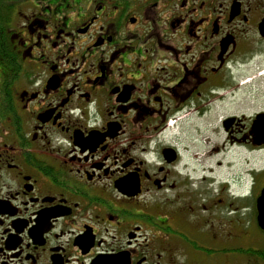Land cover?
Wrapping results in <instances>:
<instances>
[{
	"label": "flooded vegetation",
	"instance_id": "flooded-vegetation-1",
	"mask_svg": "<svg viewBox=\"0 0 264 264\" xmlns=\"http://www.w3.org/2000/svg\"><path fill=\"white\" fill-rule=\"evenodd\" d=\"M263 54L264 0H0V264H264V108L204 136Z\"/></svg>",
	"mask_w": 264,
	"mask_h": 264
},
{
	"label": "rangeland",
	"instance_id": "rangeland-1",
	"mask_svg": "<svg viewBox=\"0 0 264 264\" xmlns=\"http://www.w3.org/2000/svg\"><path fill=\"white\" fill-rule=\"evenodd\" d=\"M264 70V54L252 59L237 60L230 64L228 70L223 75L224 85L220 89L221 98L209 111V116L204 119L209 131L204 136L210 137V141L221 140L224 133L219 127V120L222 114H231L234 111L248 109L245 115L264 108V75L259 72ZM248 80V81H247ZM199 122V120H196ZM195 128V126H194ZM214 129V133L210 129ZM188 134L195 133L194 129L188 127ZM201 140L199 139V142Z\"/></svg>",
	"mask_w": 264,
	"mask_h": 264
}]
</instances>
